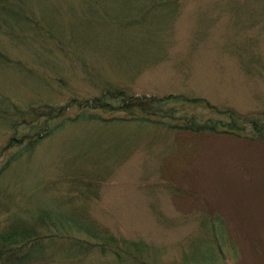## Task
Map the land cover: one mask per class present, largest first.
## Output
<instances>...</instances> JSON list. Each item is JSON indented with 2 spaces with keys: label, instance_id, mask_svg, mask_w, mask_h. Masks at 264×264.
I'll return each mask as SVG.
<instances>
[{
  "label": "rangeland",
  "instance_id": "obj_1",
  "mask_svg": "<svg viewBox=\"0 0 264 264\" xmlns=\"http://www.w3.org/2000/svg\"><path fill=\"white\" fill-rule=\"evenodd\" d=\"M22 7L51 38L32 33L35 55L0 31V51L20 65L0 61V105L4 95L76 116L79 103L113 84L130 94L202 98L186 105L198 120L219 116L208 101L264 124V0H24ZM116 115L103 113L112 124L68 123L3 174L0 222L48 203L105 234L148 243L151 264H200L192 255L205 248L191 244L207 231L212 237L219 221L225 241L210 242L214 264H264V139ZM10 135L0 121V149ZM63 250L51 245L53 258L40 264H126L95 250L62 258Z\"/></svg>",
  "mask_w": 264,
  "mask_h": 264
},
{
  "label": "trees",
  "instance_id": "obj_2",
  "mask_svg": "<svg viewBox=\"0 0 264 264\" xmlns=\"http://www.w3.org/2000/svg\"><path fill=\"white\" fill-rule=\"evenodd\" d=\"M23 3L24 0H0V31L9 36L10 40L26 45H29L28 38L32 33L39 29L51 38L49 29L40 27L38 20L30 13H25ZM34 41V44H37L38 40ZM39 48L45 49V46L41 45ZM32 50L34 51L33 48ZM0 59L6 63L11 61L2 51ZM11 64L19 65L14 61ZM104 90L102 96L92 100L84 99L79 103L82 105L81 112L76 116H62L63 113L66 114L65 108L53 104L19 107L13 100L3 96L4 105H0V118L9 125L13 135L6 147L10 152L0 174L10 170L21 157L33 153L43 139L59 132L67 123L78 122L80 118L107 122L108 119L103 116L107 111L120 114L114 116V119L167 125L165 127L170 129L264 139V124L259 122L258 117L239 114L233 109L220 110L208 101L207 107L214 108L219 116L198 120L191 114L193 107L188 108L186 105H197L205 101L202 98L180 94L164 97L130 94L126 88L112 84H108ZM222 227L219 221H216L212 237L207 231L209 238H198L193 242L198 247L205 248L199 253L200 260L209 264L217 259L210 245L215 243V237L217 240L223 237V231L220 230ZM223 240L225 241V236ZM61 243L64 244L62 258H69L70 254L84 256L95 250L102 254H112L117 261L126 264H144L152 259L149 244L141 240H126L105 234L80 219L57 212L48 203L46 207L29 211L27 216L17 212L12 214L7 224L0 222V264H38L53 258L49 252L50 246ZM218 249V254L225 253L224 249Z\"/></svg>",
  "mask_w": 264,
  "mask_h": 264
}]
</instances>
